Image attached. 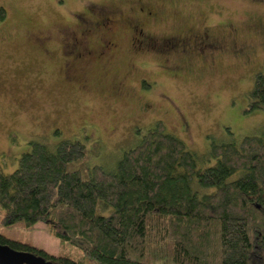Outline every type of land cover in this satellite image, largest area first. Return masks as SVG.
<instances>
[{
    "label": "rangeland",
    "instance_id": "1",
    "mask_svg": "<svg viewBox=\"0 0 264 264\" xmlns=\"http://www.w3.org/2000/svg\"><path fill=\"white\" fill-rule=\"evenodd\" d=\"M1 9L0 161L6 173L18 167L33 140L50 149L62 140H83L90 165L114 169L124 151L163 121L203 168L216 162L211 142L264 133V109L248 111L255 75L264 72V0H0ZM85 18L97 21L86 44L102 49L108 40L115 43L86 64L58 47L60 30H78ZM106 19L110 28H100ZM140 21L156 34L181 35L206 23L229 48L147 55L130 41L131 26ZM235 42L241 50L230 47ZM96 143L100 150L93 151ZM0 231L94 264L42 222L33 230L23 220L0 224Z\"/></svg>",
    "mask_w": 264,
    "mask_h": 264
},
{
    "label": "trees",
    "instance_id": "2",
    "mask_svg": "<svg viewBox=\"0 0 264 264\" xmlns=\"http://www.w3.org/2000/svg\"><path fill=\"white\" fill-rule=\"evenodd\" d=\"M258 109H264V72L249 92L248 111ZM30 144L13 172L0 161L1 225L23 220L33 230L42 222L94 264H264V133L211 142L216 162L203 168L163 121L114 169L90 165L80 139L54 149ZM0 244L58 264H86L1 231Z\"/></svg>",
    "mask_w": 264,
    "mask_h": 264
},
{
    "label": "flooded vegetation",
    "instance_id": "3",
    "mask_svg": "<svg viewBox=\"0 0 264 264\" xmlns=\"http://www.w3.org/2000/svg\"><path fill=\"white\" fill-rule=\"evenodd\" d=\"M141 11H145V8L141 7ZM156 11L154 10L153 12L152 10H148V12L146 13L148 14V16H154L157 15ZM81 23L82 25H80V29L78 30H60V32H62L63 43L61 42L58 47L63 53H71V61L76 58L82 63L86 64L88 63V60L93 56L102 57L106 53V50L108 49L107 47L112 44L115 45V43L112 42V40H108L107 43H102V49H98L97 47L95 48V46H89L88 44H86V42L88 38L92 35V25L96 24L97 21L85 18L84 21L79 22V24ZM100 24V28L109 29L110 25L112 24V21L111 19H106L103 22L101 21ZM68 28H70V26ZM131 28L132 31L130 34V41L133 44L134 49L139 52L143 51L147 55L151 54L152 51H158L161 53L167 52V54H173L178 52L180 53L184 52L185 50H188L189 48H192L193 46H196V48L205 52L224 51V49L226 50L227 48H229L224 40H217L215 36H212V28L209 24L206 23L203 24L201 28L191 30L182 35L177 33L156 34V30L154 29L147 30L145 28V23L142 21H140L139 23L135 22L134 24H132ZM102 39L103 38H100V40ZM239 46L241 45H237V42H235V44L231 45L230 47L238 51L241 50L238 48ZM95 51L99 52L96 53ZM64 61L69 62V60L66 58H64Z\"/></svg>",
    "mask_w": 264,
    "mask_h": 264
},
{
    "label": "water",
    "instance_id": "4",
    "mask_svg": "<svg viewBox=\"0 0 264 264\" xmlns=\"http://www.w3.org/2000/svg\"><path fill=\"white\" fill-rule=\"evenodd\" d=\"M0 264H58L32 252L18 251L0 244Z\"/></svg>",
    "mask_w": 264,
    "mask_h": 264
}]
</instances>
